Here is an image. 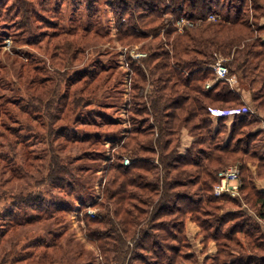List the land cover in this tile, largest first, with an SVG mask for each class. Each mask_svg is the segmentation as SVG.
I'll list each match as a JSON object with an SVG mask.
<instances>
[{"label": "trees", "instance_id": "1", "mask_svg": "<svg viewBox=\"0 0 264 264\" xmlns=\"http://www.w3.org/2000/svg\"><path fill=\"white\" fill-rule=\"evenodd\" d=\"M15 2L31 14L32 2ZM0 4L4 7L3 15L23 17L26 21L20 28L31 30L28 14H21L20 10L12 12L3 0ZM260 4H264V0L116 1L115 40L120 45L133 46L149 37L156 40L164 36L167 49L161 44L154 48L143 43L140 49L147 51L146 56L129 63L128 69L132 73L130 88L134 92L129 103L135 105L131 111L139 117L152 118L154 123L145 125L146 119L141 118L126 130L120 147L127 152L131 163L125 166L122 155L117 156L109 166L102 186L100 182L101 188L93 203L95 207L103 208L104 212L97 213L93 218L84 213L82 217L84 238L95 247L105 264L144 262L145 257V264H199L197 255L190 251L191 243L183 234L186 216L196 223L202 233L206 232L202 238L203 250L208 241L216 243V253L204 257L201 264H264V191L254 186L253 175L247 165L241 166L240 197L213 195L217 172L236 155L257 157L255 176H264V156L253 151L250 143L256 142L261 135L253 128L264 118V42L258 35L263 27L250 23V18L258 19ZM211 12L218 15L214 22L206 21ZM169 16L172 21H169ZM180 16L192 19L195 26L177 32L173 23ZM49 26L54 31L39 33L38 37L58 36L54 23ZM65 48L71 49L69 45ZM217 56L225 59L229 75L237 77L240 92L224 80L216 81L209 90L204 89L205 82L214 77L210 65ZM82 79L75 81L81 83L82 93L95 80L101 81L93 72L83 74ZM81 101L73 97L71 103L79 105ZM8 103L13 105L11 111L3 109ZM71 103L69 108H72ZM0 106L2 127H5L6 120L13 124L14 141L9 145L21 154L17 163L8 168L3 165L0 170L7 175L4 181L9 184L15 179L24 180L29 174L28 169L35 168V161L29 153H25L28 142L20 139L16 129L20 126V115L28 114L34 120L36 115L24 110L16 96L10 101L5 99ZM209 106H250L251 111L234 117H220L213 128L207 109ZM93 115L96 121L88 122V125L102 127L104 121L96 119L102 113L94 112ZM229 118H232L230 126L227 125ZM182 128H188L194 137L184 155L178 151ZM3 137L0 135L1 139ZM3 139L8 145L7 139ZM17 153L13 154L14 160ZM0 160L5 162L7 157L0 153ZM48 161L49 180H59L66 175L76 181L79 172L84 174L87 170L84 167H65L55 158ZM194 187L208 192L206 199L182 192L184 188ZM220 200L236 204L237 209L219 215L214 219L215 224L210 226L200 217L207 212H201L200 205ZM60 206L41 209L43 212H39L35 220L54 218L61 221L55 214L66 211V208ZM82 207L85 208V204ZM164 215L174 217L164 222L160 219ZM9 220L13 223L0 230V246L7 242L14 248L10 256L11 264L52 262L51 257L60 248L54 242L29 243L15 249L16 243L4 241L8 233L14 236L19 226L36 222L34 219ZM210 228L213 231H209ZM241 234L242 239L237 237ZM168 237L172 243H168ZM130 243L139 251L133 249L129 254ZM5 258L1 259L2 264Z\"/></svg>", "mask_w": 264, "mask_h": 264}, {"label": "rangeland", "instance_id": "2", "mask_svg": "<svg viewBox=\"0 0 264 264\" xmlns=\"http://www.w3.org/2000/svg\"><path fill=\"white\" fill-rule=\"evenodd\" d=\"M3 1L12 12L20 10L21 14L30 16L31 30L20 28L26 21L23 17L3 15L4 7L0 4V103L16 96L24 110L36 115L35 120L28 114L20 115V126L16 129L20 139L28 142L25 153H29L35 161V168L28 169L29 174L24 180L15 179L9 184L4 181L7 175L0 171V230L13 223L10 218L34 219L36 222L19 226L14 236L8 233L4 241L16 243L15 249L29 243H56L60 248L51 257L52 262L47 264H105L95 247L84 238L85 223L82 217L84 213L87 214V206L95 214L104 212L103 208L95 207L93 203L104 184L109 166L117 156L122 155V160L128 158L131 161L127 152L120 147L126 130L141 118L146 119L145 125L154 123L152 118L139 117L131 111L135 105L129 103L134 92L130 88L129 77L132 73L128 65L138 59L135 58L136 53L146 54L147 51L140 49L143 43L154 48L161 44L167 49L164 36L156 40L149 37L133 46L120 45L115 40V3L118 0H28L33 3L31 14L23 11L15 0ZM170 17L169 21H172ZM250 21L258 24V19L250 18ZM51 23H54L58 36L38 37L39 33L50 34L54 31L49 26ZM166 26L161 29V34ZM65 45L71 49L66 50ZM89 72H93L101 81L95 80L82 93L81 83L75 81ZM73 97L82 99L79 105L71 103ZM89 99L93 101L92 104H88ZM69 103L72 108H69ZM12 107L8 103L3 109L11 111ZM94 112L102 113L101 117H96L97 121H104L102 127L88 125V122L95 120ZM5 123L4 128L0 124V135H4L8 145L0 138V153L7 157V161L0 160V170L3 165L8 168L14 162L17 163L21 157L9 145L14 141L11 131L13 124L10 120ZM230 124L231 120H228L227 125ZM180 132L178 151L184 155L194 137L188 128H182ZM250 143L251 149L258 155L264 153L261 136L257 137L256 142ZM14 153H17L15 160ZM53 158L65 167H84L87 170L84 174L79 172L76 181L66 175H62L59 180H49L48 160ZM243 164L256 166L257 169L258 159L239 154L231 158L225 167L236 165L241 173ZM182 192L194 198L203 196L206 199L208 195V192L198 191L196 187L184 188ZM83 204L85 208H81ZM56 205L66 208V211L55 214L61 221L54 218L35 220L39 212ZM200 206L201 212L207 211L200 217L210 226L215 224L214 219L219 215L237 209L236 204L221 200L209 205L202 202ZM173 217L164 215L160 219L169 222ZM190 222L194 223L186 216L183 234L192 243L190 251L198 257L200 254L195 252L198 247L196 244L206 232L202 233L198 227L197 237L194 236L186 227ZM209 231L213 230L210 228ZM178 236H182V233H178ZM237 237L243 238L242 234ZM167 241L172 243L170 237ZM133 249L139 251L130 243L129 254H132ZM13 250L7 242L0 246V264L5 257L8 259H4V264H11ZM198 260L201 264V258ZM145 261L137 260L131 264H145Z\"/></svg>", "mask_w": 264, "mask_h": 264}, {"label": "built area", "instance_id": "3", "mask_svg": "<svg viewBox=\"0 0 264 264\" xmlns=\"http://www.w3.org/2000/svg\"><path fill=\"white\" fill-rule=\"evenodd\" d=\"M218 19V15L215 12L209 13L206 18V21L214 22ZM124 20V19H123ZM200 21V20H199ZM174 26L176 27L177 32H183L186 28H191L195 26V22L185 16H180L174 21ZM146 54L138 52L135 54V58L144 57ZM214 77L209 79L204 84V89L209 90L212 85L218 80L226 81L230 87L237 92H240V86L235 75H229V70L225 64V59L217 56L214 63L210 65ZM209 115L212 119H218L220 117H234L251 111L249 106L244 107H230V108H219L209 106L208 108ZM123 165L127 166L131 163L130 159L124 158L122 160ZM217 182L213 187V195L216 197H221L227 195L231 198L240 197V186H241V177L240 170L238 166H228L217 172ZM87 215L90 217H95V212L93 209L87 207Z\"/></svg>", "mask_w": 264, "mask_h": 264}, {"label": "crops", "instance_id": "4", "mask_svg": "<svg viewBox=\"0 0 264 264\" xmlns=\"http://www.w3.org/2000/svg\"><path fill=\"white\" fill-rule=\"evenodd\" d=\"M260 6H261V9H260L261 13L258 16V24H259V26L263 27V29L259 32V36H260L261 40L264 42V4H260ZM212 120H213V125H214L213 128H215L216 124H217V119H212ZM228 120L232 121V118H229ZM253 131L261 132L260 136L263 138V145H264V118L260 119V121L253 128ZM263 148H264V146H263ZM261 156H264V153L261 154ZM247 167H248L250 173L253 175L254 186L257 188V190L263 192L264 191V176H260V177L255 176L256 170H257L256 166L255 167L247 166ZM186 227H187V229L189 228V230H191V233L194 236L197 237L199 229H198V226L195 223H191L190 222V223L186 224ZM263 227H264V225H263ZM201 239H202V237L198 238V241H197V244H196L198 247H197V250H195V252L198 253V255L200 254L198 256V258H201V260H202L206 256H211V255L215 254L216 251H217V247H216V243L211 240V241H208L206 243V248H205V250H203V242L201 241Z\"/></svg>", "mask_w": 264, "mask_h": 264}]
</instances>
